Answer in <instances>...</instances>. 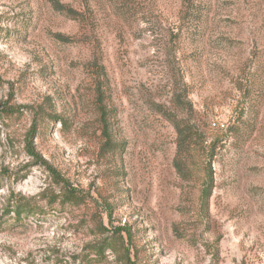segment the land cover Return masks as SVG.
<instances>
[{"label": "rangeland", "instance_id": "374dc122", "mask_svg": "<svg viewBox=\"0 0 264 264\" xmlns=\"http://www.w3.org/2000/svg\"><path fill=\"white\" fill-rule=\"evenodd\" d=\"M0 264H264V0H0Z\"/></svg>", "mask_w": 264, "mask_h": 264}, {"label": "trees", "instance_id": "16d2710c", "mask_svg": "<svg viewBox=\"0 0 264 264\" xmlns=\"http://www.w3.org/2000/svg\"><path fill=\"white\" fill-rule=\"evenodd\" d=\"M103 115L104 114L102 112V120H103V124L105 125V123H106L105 120H106L107 116L105 115L103 118ZM103 137L105 140L103 147L106 149V151L113 150L114 145L112 143V140L110 138V135H109L106 127H104V130H103ZM175 168H176L178 174H180V170H179L177 164L175 165ZM210 194H211V185H206L201 192V197L203 200L207 201ZM63 198H64L63 202L73 203V201L79 199V196H77L76 194H73L69 191H66L63 194ZM30 210H31V208H28V206H21L19 203H16V202H15V206L13 208V211L16 214L17 218H19L20 215L23 214L24 212H26V214H27Z\"/></svg>", "mask_w": 264, "mask_h": 264}]
</instances>
